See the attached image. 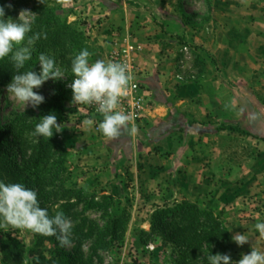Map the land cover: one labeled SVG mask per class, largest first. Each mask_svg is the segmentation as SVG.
Returning a JSON list of instances; mask_svg holds the SVG:
<instances>
[{"label": "crops", "instance_id": "obj_1", "mask_svg": "<svg viewBox=\"0 0 264 264\" xmlns=\"http://www.w3.org/2000/svg\"><path fill=\"white\" fill-rule=\"evenodd\" d=\"M260 1L212 0L214 16L201 33L187 26L174 0L85 2L88 15L102 21L101 38L141 47L133 61V81L142 98L140 117L133 121L120 114L105 116L99 158L90 160L103 189L109 184L118 187L126 179L120 170H128L130 191L158 207L189 202L216 213L224 205L246 200L254 181L243 172L236 179L218 174L222 167L217 154L226 153L220 139H264V103L248 83L250 75L264 71ZM237 9L241 13H233ZM182 43L192 51L193 70L199 73L203 66L206 71L202 80L175 83ZM112 170L114 181L107 184ZM246 246L239 264L264 261L256 254L258 245Z\"/></svg>", "mask_w": 264, "mask_h": 264}, {"label": "rangeland", "instance_id": "obj_2", "mask_svg": "<svg viewBox=\"0 0 264 264\" xmlns=\"http://www.w3.org/2000/svg\"><path fill=\"white\" fill-rule=\"evenodd\" d=\"M47 1L51 7L66 15L68 22L75 23L82 29L85 58L77 68L59 62L51 70L40 63L36 67L35 76L26 75L1 85L0 123L5 125L16 120L30 122L40 113L37 105L39 101L47 99L50 95L59 101L50 122L55 125L58 132L57 141L62 143L65 149V185L84 191L83 200L73 210L72 215L65 217L62 224L56 227L58 242L63 251L67 254L72 253L74 242L69 232L81 219L94 222L101 229L109 215L113 217L123 215L126 218V226L121 240L110 250L98 251L95 256H91L89 251L90 242H85L82 244L84 258H90L93 264H174L175 256L171 249L162 246L158 238L152 237L143 242L139 236L140 230L149 231L150 215L164 204L158 207L146 200L144 195H138L135 190L131 192L126 182L128 170H125V174L124 170H120L126 179H122L118 187L109 184L114 181L112 170L110 177L105 178L109 184L107 189L102 188L101 182H97L99 177L97 167L91 164L90 160L98 157L96 154L99 148L98 137L105 116L89 112L82 92L71 93L65 89L66 84L74 77L83 80L93 73L105 70L111 52L122 47L125 42L113 43L101 38L100 17L89 16V12L83 9L87 0ZM174 2L176 12L187 21V26L198 30V33H201L214 16L212 0ZM238 12L241 13L238 9L233 11L236 14ZM17 17L23 22H29L31 17L29 9L19 10ZM12 29L13 24H9L7 28L0 30V36L8 38L9 43L19 44V39L10 40ZM178 51L182 61L179 62L180 68L174 76L175 83L186 84L206 77L203 66L199 73L193 70L192 51L189 45L182 43ZM248 79L254 94L264 103V71L254 72ZM43 120L42 117L39 119L41 124ZM41 124L37 126L36 133L26 134L28 139L37 140ZM8 140H11L10 136ZM219 145L226 153L217 154V164L222 167L217 173L233 174L234 179L238 178L241 172L243 175L248 173L250 180L255 183L254 188L247 192L246 200L238 205H224L216 212L217 214L212 212L215 215L223 214L222 221L231 231L233 243L226 256L217 259L216 264H239L244 249L250 242L258 245L256 254L264 256V139H254L249 135L242 138H224L219 140ZM171 204L173 203L167 205ZM45 230V227L34 225L31 218L23 214L15 200L10 198L0 184V242L6 235L17 239L24 246L23 264H34V259L39 255L48 256L54 249V245L43 237ZM253 264H264V261Z\"/></svg>", "mask_w": 264, "mask_h": 264}, {"label": "trees", "instance_id": "obj_3", "mask_svg": "<svg viewBox=\"0 0 264 264\" xmlns=\"http://www.w3.org/2000/svg\"><path fill=\"white\" fill-rule=\"evenodd\" d=\"M24 8L31 14L27 23L17 17ZM9 24H13L10 40L19 39V44L0 36V86L15 78L35 76L40 63L51 70L59 62L77 68L85 58L84 32L47 0H0V30ZM85 81L86 77L83 84ZM37 105L40 113L30 122L0 123V184L34 225L46 228L43 237L54 245L51 254L39 255L34 264H93L83 257L82 244L90 242L91 256L110 250L121 240L126 218L109 215L101 229L81 219L69 232L74 242L72 253L63 251L56 227L72 215L84 191L65 185V149L50 122L58 99L50 95ZM40 124L37 140L31 141L26 134L36 133ZM222 218V213L215 215L194 203L164 204L150 215L149 231L140 230L139 236L143 242L158 238L162 246L171 249L174 264H216L233 246L231 231ZM24 254L17 239L6 235L1 240L0 264H23Z\"/></svg>", "mask_w": 264, "mask_h": 264}, {"label": "built area", "instance_id": "obj_4", "mask_svg": "<svg viewBox=\"0 0 264 264\" xmlns=\"http://www.w3.org/2000/svg\"><path fill=\"white\" fill-rule=\"evenodd\" d=\"M124 42L122 47L111 52L105 70L87 76L85 84L79 77H74L65 89L71 93L82 92L86 108L93 115L120 114L135 121L142 112V98L139 85L133 81V61L141 49L138 45Z\"/></svg>", "mask_w": 264, "mask_h": 264}]
</instances>
